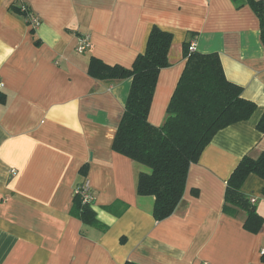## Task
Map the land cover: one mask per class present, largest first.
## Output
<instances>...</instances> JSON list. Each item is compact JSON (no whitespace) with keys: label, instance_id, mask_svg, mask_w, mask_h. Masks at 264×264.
Listing matches in <instances>:
<instances>
[{"label":"crops","instance_id":"obj_1","mask_svg":"<svg viewBox=\"0 0 264 264\" xmlns=\"http://www.w3.org/2000/svg\"><path fill=\"white\" fill-rule=\"evenodd\" d=\"M264 3V0H261ZM27 8L28 18L13 8ZM30 16L39 20L31 31ZM153 26L172 35L148 122L159 127L183 71V46L219 56L226 79L256 108L218 131L190 165L182 199L155 221L137 193L142 165L112 151L130 79L96 80L90 58L130 68ZM87 36L89 48L76 51ZM0 264H264V181L241 191L263 219L223 212L226 181L243 156L264 152V45L256 16L233 0H0ZM3 101L1 102V99ZM86 167L85 177L81 174ZM85 185L99 229L70 214ZM100 228H104V227Z\"/></svg>","mask_w":264,"mask_h":264},{"label":"trees","instance_id":"obj_2","mask_svg":"<svg viewBox=\"0 0 264 264\" xmlns=\"http://www.w3.org/2000/svg\"><path fill=\"white\" fill-rule=\"evenodd\" d=\"M233 1L237 7L248 5L253 11L264 45L263 1ZM13 10L28 18L26 7ZM171 41L170 33L153 26L144 52L137 55L130 68L108 66L93 57L87 68V74L96 80H131L111 149L149 170L139 174L137 193L154 198L155 221L173 214L182 199L190 165L197 163L213 136L232 124L248 120L256 108L253 102L242 97L240 86L226 79L218 54H201L184 45V68L169 100L165 120L159 127L151 125L148 122L151 102L159 72L169 66ZM256 128L264 132V115ZM85 169V166L81 169L84 177ZM249 175L264 181V152L255 159L246 155L240 159L226 181L223 212L234 216L237 210L244 211V228L256 233L263 219L241 191ZM261 194L264 197V187ZM70 214L87 226L105 229L97 221L92 202L83 203L77 193L73 194ZM260 261L264 263V253Z\"/></svg>","mask_w":264,"mask_h":264},{"label":"built area","instance_id":"obj_3","mask_svg":"<svg viewBox=\"0 0 264 264\" xmlns=\"http://www.w3.org/2000/svg\"><path fill=\"white\" fill-rule=\"evenodd\" d=\"M39 25V20L36 17L30 16L29 18V26L32 29H35L37 26ZM90 46V42L87 36H83L78 40V44L76 46V51L78 53H83L84 51H86ZM194 48V43L192 42L189 46V50L193 51ZM3 88V84L0 81V90ZM74 193H77L81 199L83 203H90L92 202L93 198L89 192V190L87 189V187L83 184L81 186H78L75 188ZM250 203L253 204L255 202V198L251 197L249 199Z\"/></svg>","mask_w":264,"mask_h":264}]
</instances>
